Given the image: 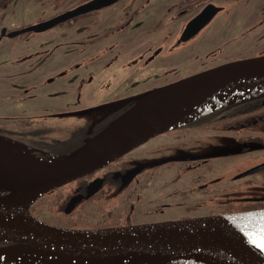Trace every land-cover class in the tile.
Masks as SVG:
<instances>
[{
	"label": "flooded vegetation",
	"instance_id": "flooded-vegetation-1",
	"mask_svg": "<svg viewBox=\"0 0 264 264\" xmlns=\"http://www.w3.org/2000/svg\"><path fill=\"white\" fill-rule=\"evenodd\" d=\"M89 1L92 0H78L69 8L54 15ZM8 2L9 0H0V5L1 3L6 5ZM154 2L155 0H116L104 7L91 10L55 26L68 23L71 27L78 20L107 13L110 9L118 6L114 16H117L120 12L126 13L128 15L127 19H119L114 25L93 35L94 37L91 36L90 40L86 42V46L97 45V42L109 37H114L112 39L119 38L130 27H133V29H136L133 37L123 44H118L117 40L110 41L109 52L112 54H122L123 52L131 50L132 54L136 55L140 52V45L138 44L135 47L134 44L136 42L139 43L140 37L141 39L149 40L154 35V32L162 27V25L168 26L172 22H176L178 30L176 31L172 44L170 43L168 45V50L181 49L183 44H188L190 41H194L193 43L195 44L203 32L214 23L215 19L224 10V6L220 5L217 0H178L171 5L176 9L175 13H171L173 9L167 7L161 16L165 20L161 22V18L155 23L154 17L160 9L152 7ZM207 6L217 8V11L192 36L185 40L181 39L182 33L189 21ZM1 11L3 12L0 14V34L2 29H5V34L0 38V42L4 38H12L6 36L8 32L25 27L13 26L11 24L12 14L8 15L5 9ZM8 16L9 18H7ZM6 21H9L10 28L5 24ZM134 21L136 23L132 26ZM88 24L89 31H92L96 24L93 22H89ZM169 29L170 27L167 30ZM153 46L149 42L143 49L145 54L139 57V60H143L145 63L144 66H148L162 55V47L154 48ZM113 50L115 51L112 52ZM104 51L107 52V49L105 48ZM194 55L198 56V53L196 52ZM262 55L264 54L252 57ZM18 56L11 59V49L7 50L4 48V50H0V137L24 146L32 151L35 157L40 159L60 158L75 150L85 139L89 138L87 134L91 132L90 128L94 123L107 113L116 110L123 101L131 97L127 96L120 99L123 101L119 106L107 110L105 114L98 115L97 118H85L81 123H77L76 119L70 120L68 117L65 118L66 116H62L57 103H52L51 105L48 103L46 106H44L45 104H29L28 101L31 98L39 96V93H32V91L30 93L26 88L27 85L30 86L33 83L40 85L41 82L32 81V79L35 80L34 74L36 71H28L27 60L15 64ZM117 56L122 57V55ZM252 57H243L225 63ZM225 63L188 73H182L181 66L166 68L168 70L178 71L179 73L173 76L175 78L170 77V79H166L174 80L153 87L151 92L157 88ZM188 64L189 62L184 63L183 67L187 69L191 65ZM159 67L164 68V65H159ZM29 76L31 77V81H28L27 77ZM36 79H40V77ZM80 95L73 96L74 101L70 105L71 109L67 114H71V110L74 108L73 113L76 109L84 112L97 108V106L83 107L79 100ZM256 99L253 104L242 105L240 111L233 112L231 114L232 119H194L153 137H159L167 133L172 134V132L177 130L183 132V136L172 137H176L181 141L182 139L183 141H187L190 137H194L189 135L195 134L196 132L217 134L218 131L225 130L230 132V134L234 133L233 135L225 137V142L222 144L216 142L212 146L207 145L206 148L210 147L211 150L209 149L210 151L206 153L191 154L182 151L179 152L180 155L178 156L167 155L169 157L166 156L153 162L133 163L128 169L124 167H119L113 171L108 169L111 165L125 159L127 153L105 167L45 194L33 203L29 210L31 214L46 223L63 228H67L68 225H73L71 227L77 228L76 226H78L77 229H90L84 227L88 218L92 217V215H89L90 212L76 213V211H78L83 202L92 200L91 202L95 203L94 197L100 193L102 194V198H99L95 203L97 205H95L98 210L97 212L101 213V216L108 214L107 218H111L112 220L109 225L99 226L98 228L178 221L203 216L263 210L264 111L260 113V110L264 109V96L263 98ZM76 105L81 107L76 108ZM253 111L256 114L252 113V115L251 112ZM240 117L245 118L241 119ZM220 160H223V162H218ZM151 166L153 171L157 170L156 173L149 174L147 179H141L140 177L145 176L147 167ZM228 166L230 167L226 168ZM233 168L234 170L230 174V170ZM227 170H229V174H219V172H225ZM251 170L255 171L245 174ZM95 181L97 183L91 186ZM148 183L151 187L156 186L157 183L160 186V192H169V194L172 192L170 196L178 194L182 198L175 203L171 202L173 201L172 197L169 200L166 199L169 194L163 196L157 195L153 198L151 207L149 205L147 207H139L137 203L142 200L140 190L143 188V185ZM87 192H91V194ZM4 193L0 190V195ZM127 193H133L135 197L129 201L127 199V195L129 194ZM47 201H51L52 205L49 206L46 203ZM108 204L110 205L109 207L107 206ZM168 209L175 211L173 212L174 214L172 213L171 216L165 214ZM42 210H46L48 213L47 217L41 216ZM75 214L78 216H75ZM139 214L145 217H155V219L136 223L134 221ZM59 223L64 224L62 226ZM79 223H83L84 225Z\"/></svg>",
	"mask_w": 264,
	"mask_h": 264
},
{
	"label": "water",
	"instance_id": "water-1",
	"mask_svg": "<svg viewBox=\"0 0 264 264\" xmlns=\"http://www.w3.org/2000/svg\"><path fill=\"white\" fill-rule=\"evenodd\" d=\"M114 1L92 0L10 31L6 36L43 32ZM216 11L217 8L212 6L205 7L189 21L181 39L192 36ZM4 34L5 29H2L0 38ZM258 77H264V55L225 63L157 88L141 97L98 134L86 139L80 147L58 160H49L64 161V165L14 180L0 177V190L5 192L0 195V215H15L30 226L28 230L11 229L0 233V255L8 254L2 264H50L44 256H35L32 249L23 250L27 247L68 254L64 262L54 264H81L88 253L92 256L132 254L165 264H264V248L253 243L254 240H264L254 235L264 228V209L90 229L52 225L38 219L29 210L45 194L105 167L154 136L239 101L218 105L182 122L169 124L179 116V112H173L176 102L225 82ZM95 183L97 181L91 186ZM87 257L89 261L85 264H100Z\"/></svg>",
	"mask_w": 264,
	"mask_h": 264
},
{
	"label": "rangeland",
	"instance_id": "rangeland-1",
	"mask_svg": "<svg viewBox=\"0 0 264 264\" xmlns=\"http://www.w3.org/2000/svg\"><path fill=\"white\" fill-rule=\"evenodd\" d=\"M77 1L9 0L6 5L1 3L0 14L3 12L1 10L5 9L8 15L12 14L11 24L13 26H29L50 18L55 13L69 8ZM176 1L178 0H155L152 7L160 9L154 17L155 23L161 18V22L165 20L161 16L167 7L173 9L171 13H175L176 9L171 5ZM217 2L224 6V10L215 19L214 23L203 32L201 37L199 36L200 38L195 44L193 43L194 41H190V44H183L182 48H177V50H168L167 48L170 43L172 44L178 30L176 22H172L168 26L161 24L162 27L154 32V35L149 40L141 39L140 37L139 43L136 42L134 44L135 47L138 44L140 45V52L136 55H133L129 49L128 52H123L122 54L109 52L110 41L117 40L118 44H123L133 37V33L136 30L133 27H130L119 38L112 39L114 37H109L97 42V45L86 46V42L90 40L91 36L114 25L119 19H127L128 15L126 13L120 12L117 16H114L118 6L110 9L107 13L78 20L71 27L68 23H64L43 32H27L16 37L4 38L0 42V50H4V48L7 50L11 49V59L19 55L15 64L27 60L28 71H36L34 74L35 80L32 79V81H40L41 84L33 83V85H27L26 88L30 93L31 91L32 93H39V96L31 98L28 101L29 104H45L44 106H46L48 103L50 105L57 103L62 116H66L65 118L68 117L70 120L76 119L77 123H81L85 118H97L98 115L105 114L107 110L116 108L123 101L120 100L122 98L127 96H131L130 98H141L151 92L153 87L174 80L166 79L175 78L173 76L179 72L166 68L181 66L182 73L196 72L227 61L264 54V0H217ZM89 22L96 24L92 31H89ZM135 23L134 21L132 26ZM5 24H7L8 28L11 27L9 21H6ZM169 27L170 29L167 30ZM149 42L154 45V48L161 46L163 51L156 61L144 66L145 63L143 60L140 61L139 57L145 54L143 49ZM105 48L107 52L104 51ZM196 52L198 56L194 55ZM117 55H122V57ZM186 62L191 64L187 69L183 67ZM159 65H164L165 69L159 67ZM185 69L186 71H184ZM37 77H40V79H36ZM27 78L28 81H31L30 76ZM78 94H81L79 100L83 107L97 106V108L84 112L76 109L73 113L74 108L71 110V114H67L71 109L70 105L73 104V96ZM78 107L81 106L76 108ZM233 134L225 130H220L217 134L196 132L189 135L194 137H190L187 141H183V139L181 141L176 137H172L183 136V132L177 130L172 132V134L167 133L153 138L128 153L125 159L111 165L108 169L112 171L119 167L128 169L133 163L153 162L167 155L178 156L180 155L179 152L182 151L191 154L206 153L211 150L210 147L206 148L207 145L212 146L216 142L222 144L225 142V137ZM218 162H223V160ZM233 170L234 168L230 170V174ZM156 171L152 170V166L147 167L145 176L140 178L147 179L149 174H154ZM220 173L229 174V170L221 171ZM159 188L160 186L157 183L156 186L151 187L148 183L143 185L141 190L139 188L142 200L137 205L139 207H147L148 205L151 207L153 198L157 195L169 194V192H160L161 189ZM127 194L129 201L135 197L133 193ZM170 194L166 199L169 200L172 197L173 201L171 202L176 203L182 198L178 194L172 196ZM101 195L100 193L94 197L95 203L99 198H102ZM91 201L83 202L78 211H76V213L90 212L89 215H92L91 218H88L85 225L83 223L79 224L84 225L86 228H98L99 226L109 225L112 219L107 218L108 214L101 216V213L97 212V205ZM46 203L49 206L52 205L51 201ZM107 206L109 207L110 205L108 204ZM173 212L175 211L168 209L165 214L171 216ZM41 216H48L46 210H42ZM75 216L78 215L75 214ZM154 219L155 217H145L139 214L134 222L139 223ZM59 224L63 226L64 223ZM71 226L73 225H68L67 228H78V226H76L77 228Z\"/></svg>",
	"mask_w": 264,
	"mask_h": 264
},
{
	"label": "bare ground",
	"instance_id": "bare-ground-1",
	"mask_svg": "<svg viewBox=\"0 0 264 264\" xmlns=\"http://www.w3.org/2000/svg\"><path fill=\"white\" fill-rule=\"evenodd\" d=\"M263 94L264 77L225 82L194 93L176 102L173 112H179V116L177 120H171L169 124L182 122L218 105L233 101L242 102ZM61 165H64V161L48 162L38 160L32 151L0 138V177L4 179L14 180ZM29 228L30 226L27 222L15 215H0V233L11 229L28 230ZM261 230L258 233L255 232L254 235L264 238V228ZM28 249H32L37 257L44 256L50 264L62 263L68 258V254L65 252L38 250L31 247L24 248L23 250L28 251ZM87 256H90L91 261H98L100 264H165L132 254H124L123 256H120V254H97L96 256H92L90 253L83 257L80 262L81 264L89 261V257ZM7 257L8 254L0 255V264L4 263Z\"/></svg>",
	"mask_w": 264,
	"mask_h": 264
},
{
	"label": "trees",
	"instance_id": "trees-1",
	"mask_svg": "<svg viewBox=\"0 0 264 264\" xmlns=\"http://www.w3.org/2000/svg\"><path fill=\"white\" fill-rule=\"evenodd\" d=\"M139 99L140 98H130L128 100L123 101L121 103V105L116 110L107 113L105 116L100 118L96 123H94L93 126L90 128L91 132L88 133L87 136L89 138H92L93 136L98 134L106 126H108L112 121H114L116 118H118L120 115H122L125 111H127L129 108H131L132 105H134ZM256 100L257 99H253V100H249V101H246V102H243V103H231V104L225 105L223 107H220V108H218V109H216V110H214V111H212V112H210L208 114H205V115L197 118L196 120H202V119H208V120L232 119V115L231 114L233 112L240 111L242 105L253 104ZM262 111H264V109L260 110V113H262ZM252 113L256 114L254 111L251 112V114ZM240 118L242 119V118H245V117H240ZM89 138H87V139H89ZM84 141L82 142V144L84 143ZM82 144H80L79 146H81Z\"/></svg>",
	"mask_w": 264,
	"mask_h": 264
},
{
	"label": "snow or ice",
	"instance_id": "snow-or-ice-1",
	"mask_svg": "<svg viewBox=\"0 0 264 264\" xmlns=\"http://www.w3.org/2000/svg\"><path fill=\"white\" fill-rule=\"evenodd\" d=\"M253 243L257 244L258 247L264 248V240H254Z\"/></svg>",
	"mask_w": 264,
	"mask_h": 264
}]
</instances>
